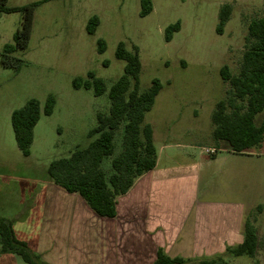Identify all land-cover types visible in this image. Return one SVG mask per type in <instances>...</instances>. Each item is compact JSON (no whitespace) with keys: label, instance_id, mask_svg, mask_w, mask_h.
Returning <instances> with one entry per match:
<instances>
[{"label":"rangeland","instance_id":"obj_1","mask_svg":"<svg viewBox=\"0 0 264 264\" xmlns=\"http://www.w3.org/2000/svg\"><path fill=\"white\" fill-rule=\"evenodd\" d=\"M41 1L45 2L36 8L29 47L15 54L24 60L19 72L4 67L1 54L14 42L24 15L0 11V220L20 225L19 238L26 239L35 252L43 246L39 236L44 217L41 199L31 197L30 190L44 182L53 160L69 156L76 147H87L98 113H109V91L126 66L116 58L118 44L139 49L141 91L148 90L155 79L162 84L145 118L154 129L157 146L167 140L204 152L219 144L220 157L229 148L227 142L213 138L212 114L229 89L221 69L227 65L232 73L238 72L248 25L264 17V0H151L153 10L145 17L141 16V0H7L6 7ZM226 4L233 7L232 16L219 34V13ZM95 16L100 25L91 35L87 25ZM177 22L181 29L167 42L165 31ZM99 40L106 42L104 53L99 52ZM91 72L107 85L102 96H95L93 89L73 87L76 78L86 80ZM49 96H54L56 105L53 114L46 116L43 110ZM31 99L40 102L42 116L31 154L25 157L17 146L12 114ZM263 119L264 111L257 115L256 124L261 125ZM121 140L122 131H118L116 154ZM249 153L252 155L241 159L246 169L241 168L231 179L224 180L226 170L217 167L210 190L219 195V186L229 183L230 192L245 200L256 220L260 239L256 258L228 256L226 264H264V142ZM110 160L103 163L108 172ZM27 219L29 228L25 230ZM0 264L26 263L17 255L0 254Z\"/></svg>","mask_w":264,"mask_h":264},{"label":"trees","instance_id":"obj_2","mask_svg":"<svg viewBox=\"0 0 264 264\" xmlns=\"http://www.w3.org/2000/svg\"><path fill=\"white\" fill-rule=\"evenodd\" d=\"M45 1L28 4L24 7L7 8V0H0V11L6 13L22 12V26L14 35V42L5 46L1 54V64L19 72L24 60L15 56L29 47L36 8ZM141 16L149 15L151 0H141ZM233 7L224 5L219 13L217 32L223 34L224 27L232 16ZM100 25L98 17L90 19L87 31L93 35ZM181 23L170 25L165 31V39L171 42L174 33L180 31ZM99 52L106 51V42L99 40ZM116 58L126 63L125 73L109 91V113H98L97 126L89 131L91 142L87 147H76L69 156L53 160L47 170L49 179L57 186L72 194L80 195L89 207L100 217L117 216L118 199L126 195L136 180L152 171L157 163V149L154 144L153 127L145 122L146 115L152 111L162 90L158 79L153 80L146 91L140 89L142 69L139 49H127L124 42L118 44ZM223 81L229 84L227 96L219 101L212 114L214 124L213 138L217 142H227L234 153H246L264 142V119L256 124V117L264 111V17L252 20L248 25L245 52L237 73L229 66L221 69ZM75 89H93L95 96H102L107 85L94 73L88 79L76 78ZM56 100L49 96L43 113L51 116ZM42 116L41 104L37 99L29 100L22 108L12 114V127L21 153L28 157L34 143V131ZM122 131V147L116 154L115 138ZM109 172L103 163L110 159ZM258 209H262L259 205ZM256 220L249 215L244 231V241L226 252L210 258L184 259L170 257L159 250L152 264H226L230 257H250L255 259L260 245ZM0 254L17 255L26 264H48L40 254L33 251L26 241L15 233L13 223L0 220Z\"/></svg>","mask_w":264,"mask_h":264},{"label":"crops","instance_id":"obj_3","mask_svg":"<svg viewBox=\"0 0 264 264\" xmlns=\"http://www.w3.org/2000/svg\"><path fill=\"white\" fill-rule=\"evenodd\" d=\"M154 144L156 167L118 199L115 218L98 216L80 195L48 176L30 190L42 201L43 246L37 251L42 259L48 264H152L160 249L172 258L199 259L243 243L252 208L247 210L245 200L231 193L229 183L219 186V195L211 191L217 167L226 170L224 180L231 179L246 169L241 159L252 153L228 148L219 157V144L204 152L167 140ZM17 226L13 223L19 238Z\"/></svg>","mask_w":264,"mask_h":264},{"label":"built area","instance_id":"obj_4","mask_svg":"<svg viewBox=\"0 0 264 264\" xmlns=\"http://www.w3.org/2000/svg\"><path fill=\"white\" fill-rule=\"evenodd\" d=\"M207 153L214 155L216 154V150H206Z\"/></svg>","mask_w":264,"mask_h":264}]
</instances>
